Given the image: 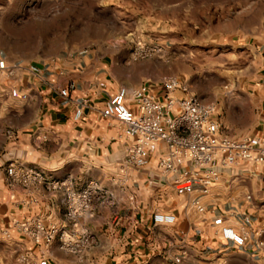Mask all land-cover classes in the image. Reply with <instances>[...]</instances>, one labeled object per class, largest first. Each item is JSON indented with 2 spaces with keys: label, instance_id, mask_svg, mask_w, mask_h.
<instances>
[{
  "label": "crops",
  "instance_id": "obj_1",
  "mask_svg": "<svg viewBox=\"0 0 264 264\" xmlns=\"http://www.w3.org/2000/svg\"><path fill=\"white\" fill-rule=\"evenodd\" d=\"M0 58L12 69L11 74L0 70V230L12 231L9 237L0 235V264H264V163L241 162L224 171L205 195L198 186L191 194H179L159 172L156 157L143 168L124 164L133 136L104 118L101 109L121 87L159 85L169 75L163 61H134L121 48L90 51L61 66L52 63L38 76L12 63L7 52L0 50ZM250 59L252 72L240 80L254 102L253 124L237 126L233 117L227 121L218 105L222 125L243 129L245 135L264 133V42ZM63 88L67 95L61 94ZM30 89L34 117L29 115ZM154 90L162 94L161 88ZM79 107L82 116L75 120ZM248 109L242 108L240 120ZM10 163L39 171L45 179L13 182ZM66 177L76 189L96 181L116 201L81 221L96 240L83 259L58 242L39 246L14 226L15 220L34 217L65 222L62 192L52 190L49 181ZM198 196L203 209L192 203ZM158 211L175 214L176 221L155 222ZM224 226L244 234L245 244L225 239Z\"/></svg>",
  "mask_w": 264,
  "mask_h": 264
},
{
  "label": "rangeland",
  "instance_id": "obj_2",
  "mask_svg": "<svg viewBox=\"0 0 264 264\" xmlns=\"http://www.w3.org/2000/svg\"><path fill=\"white\" fill-rule=\"evenodd\" d=\"M263 42L264 0H0V50L29 74L31 65L61 66L90 51L125 49L134 61H163L166 74L216 102L220 115L237 118L240 127L254 118V102L240 79L252 72L250 58ZM138 49L143 56L134 59ZM243 107L249 113L240 120ZM35 114L30 89L29 115Z\"/></svg>",
  "mask_w": 264,
  "mask_h": 264
},
{
  "label": "built area",
  "instance_id": "obj_3",
  "mask_svg": "<svg viewBox=\"0 0 264 264\" xmlns=\"http://www.w3.org/2000/svg\"><path fill=\"white\" fill-rule=\"evenodd\" d=\"M142 52L136 50L134 59L143 56ZM29 69L38 76L43 74L38 65H31ZM0 70L12 73L5 58H0ZM156 88H161V95L154 90ZM60 92L67 95L68 89L63 88ZM218 109L216 102L206 101L191 92L189 84L182 78L165 75L159 85L144 83L132 90L121 87L105 103L101 115L118 121L133 136L124 156L126 166L143 168L156 157L159 172L179 194H191L198 186L200 194L205 195L221 180L224 171L234 169L241 162L264 163V133L235 136L226 132ZM82 112L79 107L74 119L79 120ZM7 173L13 182L27 184L45 179L39 171L25 170L15 163L8 165ZM49 185L52 190L62 192L65 222L46 223L34 217L15 220L14 226L39 246L48 248L58 242L61 249L83 259L96 240L81 221L98 207L114 205V195L96 181L81 189H76L68 177L52 179ZM192 203L203 209L201 196ZM153 218L158 223L176 221L175 214L169 212H155ZM11 234L9 228L0 230L2 236ZM222 235L236 245H244L247 239L232 226H224ZM176 260L180 259L177 257ZM27 264L33 263L27 261Z\"/></svg>",
  "mask_w": 264,
  "mask_h": 264
}]
</instances>
